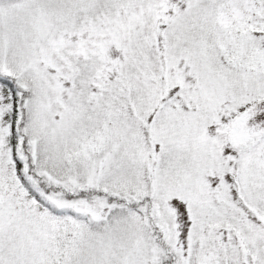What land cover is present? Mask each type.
Wrapping results in <instances>:
<instances>
[{"label": "snow or ice", "instance_id": "1", "mask_svg": "<svg viewBox=\"0 0 264 264\" xmlns=\"http://www.w3.org/2000/svg\"><path fill=\"white\" fill-rule=\"evenodd\" d=\"M0 264H264V0H0Z\"/></svg>", "mask_w": 264, "mask_h": 264}]
</instances>
